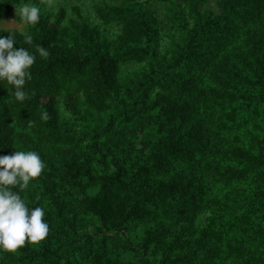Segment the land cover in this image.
Wrapping results in <instances>:
<instances>
[{"label": "trees", "instance_id": "trees-1", "mask_svg": "<svg viewBox=\"0 0 264 264\" xmlns=\"http://www.w3.org/2000/svg\"><path fill=\"white\" fill-rule=\"evenodd\" d=\"M100 1L101 21L121 25L116 38L63 24L65 8L41 13L28 29V97L0 81V156L40 154L44 170L21 195L50 226L0 264H264V0ZM170 1L182 39L167 58L148 3ZM19 5L0 0V17ZM144 62L122 81L123 64ZM90 218L100 225L83 232ZM132 224L148 227L143 243Z\"/></svg>", "mask_w": 264, "mask_h": 264}, {"label": "clouds", "instance_id": "clouds-1", "mask_svg": "<svg viewBox=\"0 0 264 264\" xmlns=\"http://www.w3.org/2000/svg\"><path fill=\"white\" fill-rule=\"evenodd\" d=\"M40 4L51 9L55 0H40ZM16 9L20 20L28 26L38 24L43 11L32 0H20V7ZM4 32L10 35H0V81L3 85H11L9 94L23 102L28 97L25 85L31 79L30 69L36 60V54L29 50L33 36L25 31L23 40L29 47L17 49L14 47L17 43L15 33ZM37 52L42 57L48 55L43 46H37ZM44 167L40 154L34 150L16 149L12 155L0 156V252L11 253L26 243L37 244L49 234L45 209L29 207L21 195L30 182L41 175Z\"/></svg>", "mask_w": 264, "mask_h": 264}, {"label": "rangeland", "instance_id": "rangeland-1", "mask_svg": "<svg viewBox=\"0 0 264 264\" xmlns=\"http://www.w3.org/2000/svg\"><path fill=\"white\" fill-rule=\"evenodd\" d=\"M27 2V0H25ZM33 3L38 4L42 9L43 14L47 15H55L60 9L65 8L67 11V18L63 22V24H69L71 19H77L79 21L85 20L91 25L98 26L101 29L102 35L109 40H113L116 38L121 32V25L120 24H111L106 25L101 21L97 12H96V5L101 2L100 0H55V4L51 9H48L45 5L40 4V0H32ZM170 2H149L148 6H150L156 13L159 21H160V29H161V39L159 43V56L169 58L175 47V41H180L182 39V34L177 29L173 23L170 22L168 17V6L172 3ZM112 4V3H110ZM115 4H122L121 1H116ZM185 3L183 6L185 7ZM79 6L82 12V17L80 18L77 14L75 7ZM20 5L17 7L19 8ZM204 8L207 5L203 6ZM208 7H215V0H208ZM186 13L188 15V20L191 26L194 24V20L192 16L189 14L188 9L186 8ZM16 28L21 32H28L29 26L23 24L22 21L19 20V16L17 15V9L15 8L11 14H2L0 17V29H10ZM149 63H126L122 65L121 68V79L122 81H126L130 77H134L136 73L149 70ZM62 116L64 118H70L71 115L67 113L65 108L61 106ZM209 213L202 215L197 224L201 227H204L208 222ZM88 228L87 229H79L78 235L84 234L81 233L87 231H96L99 227L100 223L98 220L91 219L87 221ZM148 227L142 225L132 224V229L129 232L130 238L137 242L143 243L144 237L146 234ZM127 260L131 259V256L128 255L126 257Z\"/></svg>", "mask_w": 264, "mask_h": 264}]
</instances>
